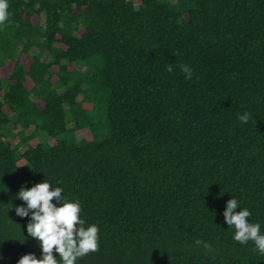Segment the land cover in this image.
I'll return each instance as SVG.
<instances>
[{
    "label": "trees",
    "instance_id": "obj_1",
    "mask_svg": "<svg viewBox=\"0 0 264 264\" xmlns=\"http://www.w3.org/2000/svg\"><path fill=\"white\" fill-rule=\"evenodd\" d=\"M8 2L0 264L40 258L15 208L44 180L100 229L77 264H264L222 215L237 198L264 232V0Z\"/></svg>",
    "mask_w": 264,
    "mask_h": 264
},
{
    "label": "clouds",
    "instance_id": "obj_2",
    "mask_svg": "<svg viewBox=\"0 0 264 264\" xmlns=\"http://www.w3.org/2000/svg\"><path fill=\"white\" fill-rule=\"evenodd\" d=\"M8 9V0H0V25L9 19ZM167 71H173L172 65L168 66ZM181 71L185 79L192 78L189 66H182ZM250 118V113L238 117L242 124H247ZM16 199L23 203L15 208V214L21 219L28 218L27 234L37 242L41 252L40 258L34 253L25 254L17 264H77L79 258L98 250L100 229L95 223L85 227L86 220L81 218V202L65 196L62 187H53L44 180L30 188L22 186L16 193ZM222 215L226 225L235 230L232 236L235 242L246 245L251 241L257 251L264 254L262 225L249 222L252 215L249 208H242L237 198H231ZM196 243L210 248L202 241ZM54 252L58 253L59 258L54 257Z\"/></svg>",
    "mask_w": 264,
    "mask_h": 264
},
{
    "label": "rangeland",
    "instance_id": "obj_3",
    "mask_svg": "<svg viewBox=\"0 0 264 264\" xmlns=\"http://www.w3.org/2000/svg\"><path fill=\"white\" fill-rule=\"evenodd\" d=\"M133 2H134V4L137 6L140 2H139V0H133ZM32 21H33V23H36V22H38V21H41V22H43L40 18H36V17H34L33 19H32ZM22 62H24V61H22ZM25 63V65L26 66H28L29 65V62H24ZM12 72V64H9V65H7L5 68H3L1 71H0V78L1 79H3V78H6L7 76H9L10 75V73ZM27 87L28 88H30L31 87V84H27ZM38 104V106H40V107H42V104L40 103V102H38L37 103ZM5 112L7 113V114H10L9 113V111L5 108ZM30 132V130L28 131V133ZM85 136H87V131H82V132H79L78 134H77V138H79V139H81V138H83V137H85ZM21 163H23V162H21Z\"/></svg>",
    "mask_w": 264,
    "mask_h": 264
}]
</instances>
